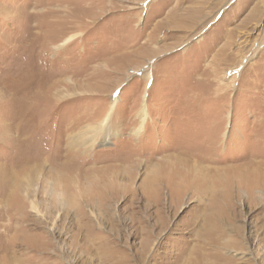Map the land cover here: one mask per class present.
I'll return each mask as SVG.
<instances>
[{
	"label": "rangeland",
	"instance_id": "1",
	"mask_svg": "<svg viewBox=\"0 0 264 264\" xmlns=\"http://www.w3.org/2000/svg\"><path fill=\"white\" fill-rule=\"evenodd\" d=\"M4 263L264 264V0H0Z\"/></svg>",
	"mask_w": 264,
	"mask_h": 264
},
{
	"label": "bare ground",
	"instance_id": "2",
	"mask_svg": "<svg viewBox=\"0 0 264 264\" xmlns=\"http://www.w3.org/2000/svg\"><path fill=\"white\" fill-rule=\"evenodd\" d=\"M34 202V201H33ZM66 237V236H65ZM4 264H6V263H4ZM18 264V263H17Z\"/></svg>",
	"mask_w": 264,
	"mask_h": 264
}]
</instances>
